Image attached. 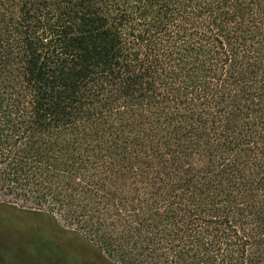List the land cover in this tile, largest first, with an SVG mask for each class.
<instances>
[{
	"label": "trees",
	"instance_id": "16d2710c",
	"mask_svg": "<svg viewBox=\"0 0 264 264\" xmlns=\"http://www.w3.org/2000/svg\"><path fill=\"white\" fill-rule=\"evenodd\" d=\"M0 198L53 263L264 264V0H0Z\"/></svg>",
	"mask_w": 264,
	"mask_h": 264
},
{
	"label": "rangeland",
	"instance_id": "374dc122",
	"mask_svg": "<svg viewBox=\"0 0 264 264\" xmlns=\"http://www.w3.org/2000/svg\"><path fill=\"white\" fill-rule=\"evenodd\" d=\"M0 201L8 200L5 198H0ZM60 224L66 226L62 222ZM9 235L10 234L7 229L0 228V243L5 246V252L0 253V255L7 259L5 261L3 260L4 258L0 256V264H57L56 262L53 263L52 260L47 258H35V255H32L28 251V248H26V246L23 244H11V239L8 238ZM81 255L83 263L88 262L87 257L83 254V252H81Z\"/></svg>",
	"mask_w": 264,
	"mask_h": 264
}]
</instances>
